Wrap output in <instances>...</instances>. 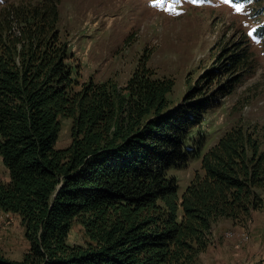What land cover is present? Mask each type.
<instances>
[{
  "label": "trees",
  "instance_id": "16d2710c",
  "mask_svg": "<svg viewBox=\"0 0 264 264\" xmlns=\"http://www.w3.org/2000/svg\"><path fill=\"white\" fill-rule=\"evenodd\" d=\"M60 2L0 6V209L20 216L28 241L21 260L0 254V264H197L217 220L240 223L263 205L264 150L247 128L231 126L203 153L202 139L191 147L211 97L232 91L251 54L233 46L201 77L230 73L218 91L194 99L197 85L174 107V80L143 60L124 86L80 82ZM61 118L71 140L56 147ZM198 156L179 194L168 169ZM75 222L84 244L68 243Z\"/></svg>",
  "mask_w": 264,
  "mask_h": 264
},
{
  "label": "rangeland",
  "instance_id": "374dc122",
  "mask_svg": "<svg viewBox=\"0 0 264 264\" xmlns=\"http://www.w3.org/2000/svg\"><path fill=\"white\" fill-rule=\"evenodd\" d=\"M9 2L19 0H0V6ZM238 5L241 11H236ZM59 13L60 35L73 54L71 61L78 66L80 82L111 78L124 86L143 60L157 76L174 80L173 89L167 94L172 107L189 98L197 85L194 99L214 95L231 74H218L211 81L201 77L218 66L233 46H245L253 60L251 68L233 83L230 93H225V89L211 97L214 104L193 129L195 144L191 147L195 151L202 139L197 150L203 153L225 130L242 124L258 138L260 149L264 150V37L257 32L264 23V0H61ZM60 120L56 147H65L71 140V120ZM200 160L199 156L191 157L184 167L168 169V174L178 181L179 194L194 171L199 170ZM0 178L7 179L2 165ZM257 192L263 205L243 222L230 220L232 224L220 226L217 222L225 220L219 219L213 224L214 230H221L215 235L219 244L227 241L219 236L224 237L229 230L245 231L248 238L235 248L240 238L225 236L231 239L225 245L233 251L232 260L212 254L207 264H264V188ZM86 240L82 226L73 223L68 243L81 245ZM27 248L20 216L0 209V254L21 260ZM197 264H202L200 254Z\"/></svg>",
  "mask_w": 264,
  "mask_h": 264
},
{
  "label": "crops",
  "instance_id": "0c3cea01",
  "mask_svg": "<svg viewBox=\"0 0 264 264\" xmlns=\"http://www.w3.org/2000/svg\"><path fill=\"white\" fill-rule=\"evenodd\" d=\"M223 220H225V221H223V223H220V221H219V222H217V224H219L220 226H221V224H223V225L227 224V223L232 224L230 219H223ZM212 228L213 229H212V235H211V243L203 252L200 253V257L202 259V264H204V263L207 264V260H208L207 258L212 259L213 258L212 254H214L216 256L221 254V256H227L228 258L232 256L233 251L230 252V249H228L227 246L225 245L227 243V241H229L231 243V239H228L225 236L223 237V234H222V236L220 235L219 237H221L222 240H227V241L222 242V240H221L222 244H219L220 241L215 240L216 239L215 235H216V233L219 234L221 230H219L217 228L214 230V226ZM214 258H216V257H214ZM231 260H232V257H231Z\"/></svg>",
  "mask_w": 264,
  "mask_h": 264
},
{
  "label": "built area",
  "instance_id": "2783aa9c",
  "mask_svg": "<svg viewBox=\"0 0 264 264\" xmlns=\"http://www.w3.org/2000/svg\"><path fill=\"white\" fill-rule=\"evenodd\" d=\"M235 235L240 238L238 240V242L235 243V248H238L240 246L242 240H245L248 238V235L245 231L236 232V231L229 230V231L225 232L226 237H234Z\"/></svg>",
  "mask_w": 264,
  "mask_h": 264
},
{
  "label": "snow or ice",
  "instance_id": "6c2138e0",
  "mask_svg": "<svg viewBox=\"0 0 264 264\" xmlns=\"http://www.w3.org/2000/svg\"><path fill=\"white\" fill-rule=\"evenodd\" d=\"M161 2H162V3H164V2H165V0H161ZM166 9H167V5H166ZM169 10H171V11H176V9H175V8H171V9H169ZM236 11H241V8H240V6H239V5L237 6V8H236Z\"/></svg>",
  "mask_w": 264,
  "mask_h": 264
}]
</instances>
